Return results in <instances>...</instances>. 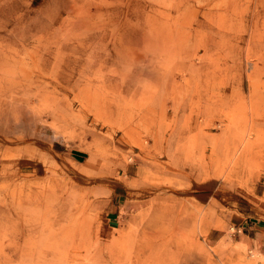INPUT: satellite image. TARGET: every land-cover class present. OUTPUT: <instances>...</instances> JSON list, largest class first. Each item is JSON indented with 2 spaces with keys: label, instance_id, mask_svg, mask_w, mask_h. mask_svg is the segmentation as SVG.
I'll return each mask as SVG.
<instances>
[{
  "label": "rangeland",
  "instance_id": "rangeland-1",
  "mask_svg": "<svg viewBox=\"0 0 264 264\" xmlns=\"http://www.w3.org/2000/svg\"><path fill=\"white\" fill-rule=\"evenodd\" d=\"M233 1L0 0V264H264V3Z\"/></svg>",
  "mask_w": 264,
  "mask_h": 264
},
{
  "label": "bare ground",
  "instance_id": "bare-ground-1",
  "mask_svg": "<svg viewBox=\"0 0 264 264\" xmlns=\"http://www.w3.org/2000/svg\"><path fill=\"white\" fill-rule=\"evenodd\" d=\"M233 1V0H232ZM234 2V1H233ZM236 2V1H235ZM259 2H261V4H263L264 3V0H259ZM232 4H235V3H232ZM31 9V8H30ZM225 9H227V8H225ZM29 52V51H28ZM22 53V52H21ZM31 54H32V52H31ZM3 62H4V60H1V57H0V66L1 65H3ZM29 62V61H28ZM32 62V61H31ZM21 68V67H20ZM32 70V69H31ZM28 75V74H27ZM29 76H30V74H29ZM19 92V91H18ZM70 104V103H69ZM101 104V103H100ZM102 117V116H101ZM104 117V116H103ZM251 123V122H250ZM21 210H23V211H28L29 210V208H26V207H24V208H21ZM67 215H68V211H65V213L63 214V216L64 217H67ZM73 219V218H72ZM29 230H30V227L29 226H25V225H23V226H21V229H20V235H22L23 237H25V235L26 234H29ZM54 252V251H53ZM45 253V252H44ZM50 253V251H48V254ZM46 255H48L47 253H45ZM54 256V255H53Z\"/></svg>",
  "mask_w": 264,
  "mask_h": 264
}]
</instances>
